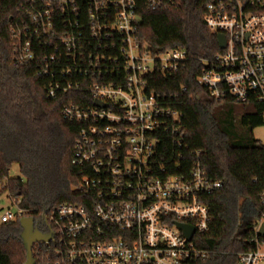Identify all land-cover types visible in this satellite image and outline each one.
Instances as JSON below:
<instances>
[{"label":"built area","instance_id":"built-area-1","mask_svg":"<svg viewBox=\"0 0 264 264\" xmlns=\"http://www.w3.org/2000/svg\"><path fill=\"white\" fill-rule=\"evenodd\" d=\"M138 1L23 0L10 20L18 63L50 51L38 66L51 79L47 97L81 95L61 110L79 125L72 158L80 169L77 200L58 204L45 219L51 239L36 243L35 264H196L207 257L195 241L211 220L202 197L222 183L207 177L199 151L183 153L180 113L160 105L147 82L175 73L187 52L154 53L142 45ZM178 2L142 5L154 12ZM204 22L225 47L203 61L197 83L216 101L257 103L264 127V0H209ZM4 186L0 226L23 213ZM263 222L264 214L254 248L235 264H264V239L257 237ZM179 224L193 229L190 240Z\"/></svg>","mask_w":264,"mask_h":264},{"label":"trees","instance_id":"trees-1","mask_svg":"<svg viewBox=\"0 0 264 264\" xmlns=\"http://www.w3.org/2000/svg\"><path fill=\"white\" fill-rule=\"evenodd\" d=\"M208 1L179 0L147 12L139 0L138 35L154 53L187 52L175 73L154 75L147 82L160 105L180 113L188 147L183 153L199 151L207 177L222 183L202 197L211 220L208 230L195 237L198 248L207 252L196 264H235L239 254L254 248L257 221L264 214V145L252 136L263 126V117L257 103L216 101L197 83L203 61L219 52L217 36L204 22ZM22 4L0 2V183L5 184L3 193L18 200L22 217L43 224L55 206L77 200L73 189L80 169L72 158L79 125L64 120L61 110L81 95L47 97L51 79L40 75L38 66L50 54L48 48L40 49L33 63L15 60L9 24ZM12 165L20 177L9 176ZM19 220L0 226V264L25 263Z\"/></svg>","mask_w":264,"mask_h":264},{"label":"water","instance_id":"water-1","mask_svg":"<svg viewBox=\"0 0 264 264\" xmlns=\"http://www.w3.org/2000/svg\"><path fill=\"white\" fill-rule=\"evenodd\" d=\"M217 44L219 49H223L225 47V40L222 35L217 36ZM19 225L21 228L20 239L26 253L24 264H35L33 246L38 242H48L51 239V235H45L40 232L35 227L34 219L31 217H21ZM177 227L183 232L187 240L191 239L194 232L191 227L182 224L177 225ZM257 237L264 239V222L260 225L257 231Z\"/></svg>","mask_w":264,"mask_h":264},{"label":"rangeland","instance_id":"rangeland-1","mask_svg":"<svg viewBox=\"0 0 264 264\" xmlns=\"http://www.w3.org/2000/svg\"><path fill=\"white\" fill-rule=\"evenodd\" d=\"M252 136L258 140L262 145H264V127H257L252 131ZM10 177H20L19 168L17 165H12L9 170ZM8 206L7 203H0L1 208H6Z\"/></svg>","mask_w":264,"mask_h":264},{"label":"flooded vegetation","instance_id":"flooded-vegetation-1","mask_svg":"<svg viewBox=\"0 0 264 264\" xmlns=\"http://www.w3.org/2000/svg\"><path fill=\"white\" fill-rule=\"evenodd\" d=\"M35 227L40 231V232H42L43 234H45V235H51V233H50V227H49V225L47 224V222L44 220V222H43V224L42 223H40V224H38V223H35Z\"/></svg>","mask_w":264,"mask_h":264},{"label":"bare ground","instance_id":"bare-ground-1","mask_svg":"<svg viewBox=\"0 0 264 264\" xmlns=\"http://www.w3.org/2000/svg\"><path fill=\"white\" fill-rule=\"evenodd\" d=\"M139 36V35H138Z\"/></svg>","mask_w":264,"mask_h":264}]
</instances>
